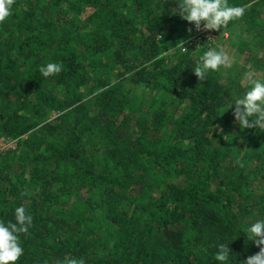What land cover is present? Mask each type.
I'll return each instance as SVG.
<instances>
[{
    "label": "trees",
    "instance_id": "trees-1",
    "mask_svg": "<svg viewBox=\"0 0 264 264\" xmlns=\"http://www.w3.org/2000/svg\"><path fill=\"white\" fill-rule=\"evenodd\" d=\"M177 2L14 0L0 137L18 147L0 152V221L19 206L33 217L17 264H218L221 242L236 264L259 252L245 229L264 218V132L225 114L216 73L193 74L206 49ZM229 4L264 31V0ZM50 62L62 71L45 78Z\"/></svg>",
    "mask_w": 264,
    "mask_h": 264
},
{
    "label": "clouds",
    "instance_id": "clouds-1",
    "mask_svg": "<svg viewBox=\"0 0 264 264\" xmlns=\"http://www.w3.org/2000/svg\"><path fill=\"white\" fill-rule=\"evenodd\" d=\"M14 0H0V24L6 22L11 15ZM177 15L194 26L196 31L218 30L227 27L231 22L244 15V8L229 4V0H178ZM232 61L228 55L219 50L205 51L192 68L193 74L200 81H205L209 73L229 69ZM62 71L60 63H47L40 68L43 77L58 75ZM222 75L226 73L221 72ZM247 88L242 96L232 97L228 108H233V117L238 122L239 129H258L264 132V79L253 73H247ZM234 105V107H233ZM15 222L0 221V264H17L23 255L19 234L28 233L33 217L26 214L23 206L14 209ZM245 232L246 239L257 247L259 252L247 257L240 264H264V218H258L249 224ZM228 243H219L214 254L218 264H236ZM59 264V261L57 262ZM66 264H84L82 258H70Z\"/></svg>",
    "mask_w": 264,
    "mask_h": 264
},
{
    "label": "rangeland",
    "instance_id": "rangeland-1",
    "mask_svg": "<svg viewBox=\"0 0 264 264\" xmlns=\"http://www.w3.org/2000/svg\"><path fill=\"white\" fill-rule=\"evenodd\" d=\"M264 21V7L261 8V20ZM183 41V40H182ZM178 41L173 47L167 48L165 57L170 63L176 58L175 51H186L185 42ZM194 47L198 50L223 51L232 61L229 69H222V75L217 72L221 83L231 88L232 97L242 96L247 88V73H255L258 78L264 79V31L251 30L243 22H231L223 29L215 30L213 39H197ZM177 59V58H176ZM230 97L227 104L230 103ZM226 105L225 114L233 117V108ZM234 107V105H233ZM234 118V117H233Z\"/></svg>",
    "mask_w": 264,
    "mask_h": 264
},
{
    "label": "built area",
    "instance_id": "built-area-1",
    "mask_svg": "<svg viewBox=\"0 0 264 264\" xmlns=\"http://www.w3.org/2000/svg\"><path fill=\"white\" fill-rule=\"evenodd\" d=\"M215 31L213 30H203L201 27L200 31H195V37L199 39H213ZM194 37V38H195ZM18 147V140H10L5 137H0V152H7L10 150H15Z\"/></svg>",
    "mask_w": 264,
    "mask_h": 264
}]
</instances>
